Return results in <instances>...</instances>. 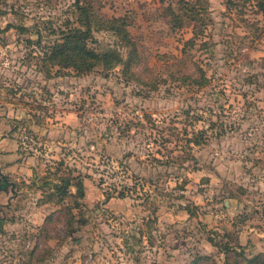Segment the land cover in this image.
Returning <instances> with one entry per match:
<instances>
[{"label":"rangeland","instance_id":"obj_1","mask_svg":"<svg viewBox=\"0 0 264 264\" xmlns=\"http://www.w3.org/2000/svg\"><path fill=\"white\" fill-rule=\"evenodd\" d=\"M187 1L80 0L126 23L127 76L44 69L42 48L81 24L75 0H0V29L27 28L0 31V134L9 125L18 153L0 158V264L264 254V12ZM169 5L189 25H171ZM93 38L126 58L115 32Z\"/></svg>","mask_w":264,"mask_h":264},{"label":"trees","instance_id":"obj_2","mask_svg":"<svg viewBox=\"0 0 264 264\" xmlns=\"http://www.w3.org/2000/svg\"><path fill=\"white\" fill-rule=\"evenodd\" d=\"M181 0L183 4L188 1ZM225 1V5L228 6L232 4V0H223ZM251 1V0H250ZM74 6L79 13L81 18L79 27H68L65 30L60 31V38L55 40L52 45L45 46L42 48L41 53L43 56V67L50 65H55L59 68H72L77 73H86L90 72L93 68L97 66H101L103 69H111L116 66L122 67V73L127 76H132V63L135 61L136 54V43L133 42V39L130 36V33L127 30V25L123 22L122 18H104L102 16H98L94 13L90 4H81L80 0H75ZM253 6L257 11L264 12V0H253ZM167 11L170 12L169 22L173 26H183L189 25V23L185 22L181 16L176 14V10L171 5L166 8ZM10 27L16 28L19 31H26L27 28L25 26H13L7 24L5 28L0 29V31H6ZM105 29L110 32H115L117 36L124 42L123 45L129 47V51L127 52L126 58H123L119 52L114 48H105L98 50L92 46H89V42H95L93 38V31ZM36 43H40L38 40ZM197 143V142H195ZM66 180L62 179L61 186L57 183H51L45 181L43 183V188L47 189L52 186L54 190L62 191V188L66 185ZM76 187L79 189V196L83 195L82 187L83 184L79 181L76 184ZM130 187H127V191H129ZM132 188L135 189L132 186ZM126 192H118L117 197L126 196ZM109 197V195H108ZM218 246L220 252L224 253H232V256L235 259L241 260H232L230 256H226V260L224 264H264V254H258L253 257L244 256L242 249L237 250L232 246H226L222 244H215ZM202 260L205 261L206 264H218L217 261L211 259L209 256H198L196 261ZM192 264H195L192 263Z\"/></svg>","mask_w":264,"mask_h":264},{"label":"crops","instance_id":"obj_3","mask_svg":"<svg viewBox=\"0 0 264 264\" xmlns=\"http://www.w3.org/2000/svg\"><path fill=\"white\" fill-rule=\"evenodd\" d=\"M9 117H11L9 115ZM6 127L8 128H5L7 131L4 135L0 134V158L4 159L5 161L7 162H10L12 161V159H14V157L18 154L16 152V142L15 140L13 139V135L12 133H9L8 132H12L11 128L9 127V125H6ZM8 169H10L8 167ZM7 171L6 172V175H12V174H9V173H12V170H5Z\"/></svg>","mask_w":264,"mask_h":264},{"label":"water","instance_id":"obj_4","mask_svg":"<svg viewBox=\"0 0 264 264\" xmlns=\"http://www.w3.org/2000/svg\"><path fill=\"white\" fill-rule=\"evenodd\" d=\"M0 176H1V177L3 176L2 173H1V171H0Z\"/></svg>","mask_w":264,"mask_h":264}]
</instances>
